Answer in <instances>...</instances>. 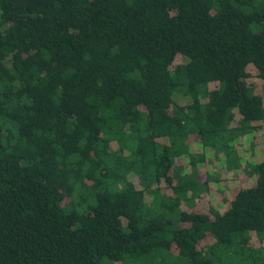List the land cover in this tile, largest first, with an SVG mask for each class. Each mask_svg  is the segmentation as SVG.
Segmentation results:
<instances>
[{"label": "trees", "instance_id": "trees-1", "mask_svg": "<svg viewBox=\"0 0 264 264\" xmlns=\"http://www.w3.org/2000/svg\"><path fill=\"white\" fill-rule=\"evenodd\" d=\"M154 251L264 264V0H0V264Z\"/></svg>", "mask_w": 264, "mask_h": 264}, {"label": "rangeland", "instance_id": "rangeland-1", "mask_svg": "<svg viewBox=\"0 0 264 264\" xmlns=\"http://www.w3.org/2000/svg\"><path fill=\"white\" fill-rule=\"evenodd\" d=\"M247 145H248V142L247 140H243L239 143L238 145V151L240 152H243L244 155H243V158H242V167H244L246 164V162H250L252 161L256 156H255V152L257 153V149L255 148H251V147H248L247 148ZM247 149V150H246ZM217 163V162H216ZM249 164V163H248ZM241 170L240 169H237V170H234V171H229V172H224L223 170L219 171L217 169V167H215V165H213V168H212V174L213 175H218V177L220 178H224L225 177V174L226 176L228 175V177L226 178V180L224 181H221L217 184V187L220 189L221 187H223L224 185L223 184H227L229 186H234L236 185L238 182L241 183V186H244L246 183L245 180H243V176L238 178V176L241 174ZM215 187V186H214ZM217 187H216V191H217ZM228 189V188H227ZM222 197L221 193L219 195V198ZM218 198V199H219ZM212 199H214V194L212 196ZM220 201H217V204L219 205ZM127 260V258L125 259ZM169 258L166 257V252H162V251H154V252H150L148 254H145V255H138L134 258H130V260H127L126 262H113V261H110L108 260L107 258H100L98 260V264H169Z\"/></svg>", "mask_w": 264, "mask_h": 264}]
</instances>
